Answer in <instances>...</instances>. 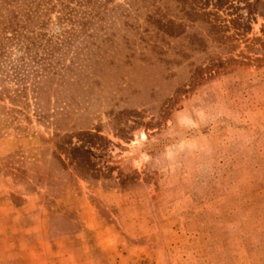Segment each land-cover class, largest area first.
<instances>
[{"label":"rangeland","instance_id":"rangeland-1","mask_svg":"<svg viewBox=\"0 0 264 264\" xmlns=\"http://www.w3.org/2000/svg\"><path fill=\"white\" fill-rule=\"evenodd\" d=\"M166 1L37 0L22 20L56 73L34 96L0 85V264H264V0L240 28L244 1L218 12L234 50L209 38L184 62L147 46ZM219 57L238 62L192 88ZM85 130L110 141L96 161L113 180L57 162L58 136Z\"/></svg>","mask_w":264,"mask_h":264},{"label":"trees","instance_id":"trees-1","mask_svg":"<svg viewBox=\"0 0 264 264\" xmlns=\"http://www.w3.org/2000/svg\"><path fill=\"white\" fill-rule=\"evenodd\" d=\"M234 1H244V8L248 10V17L244 21H240L243 15L232 20L233 26L240 28L242 22H250L249 15L256 10L255 4L261 0H167L163 7H158L147 15V46L161 55L160 59L166 62L167 59L162 57L168 52L164 50L166 47L172 50L175 56H181L184 62L190 52H205L209 46V38L218 44L223 53L231 52L234 46H228L227 40H230L232 35L227 34L229 26L223 24L218 12L226 6L233 8ZM39 5L37 0H0V85L8 81L13 82L19 98L28 97L30 93L34 96L40 86V80L56 73V52L51 39L44 40L45 35L34 30L23 33L26 26L22 24V20L33 21L39 15ZM29 33H33V36H27ZM14 44H21L24 52L16 58H11L9 51ZM172 44L174 46H171ZM35 48L43 49L42 54H33ZM236 62L238 60L234 57L227 60L220 57L217 60L208 58L205 66H197L192 71L190 85L192 88L201 85L225 72L230 64ZM99 131L85 130L73 135L58 136L55 143L57 162L65 170L73 169L77 176L85 179L113 180L114 167L108 166L106 162L100 166L96 161L105 155L106 144L110 142L99 134ZM74 137H77L75 142ZM117 178L121 187L130 185L122 172L118 173Z\"/></svg>","mask_w":264,"mask_h":264}]
</instances>
